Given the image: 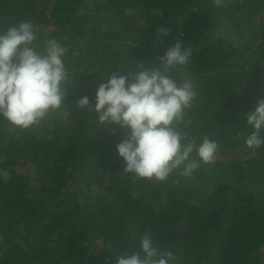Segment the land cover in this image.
<instances>
[{
  "label": "trees",
  "instance_id": "1",
  "mask_svg": "<svg viewBox=\"0 0 264 264\" xmlns=\"http://www.w3.org/2000/svg\"><path fill=\"white\" fill-rule=\"evenodd\" d=\"M125 14L133 33L119 41L103 23ZM22 21L41 49L61 44L69 83L37 125L0 118V264H116L145 233L175 264H264V145L244 144L264 99V0H0V30ZM177 42L191 55L170 74L196 93L178 130L216 141V158L191 177L137 179L116 151L128 130L76 101L91 106L113 72L158 67Z\"/></svg>",
  "mask_w": 264,
  "mask_h": 264
},
{
  "label": "clouds",
  "instance_id": "2",
  "mask_svg": "<svg viewBox=\"0 0 264 264\" xmlns=\"http://www.w3.org/2000/svg\"><path fill=\"white\" fill-rule=\"evenodd\" d=\"M158 35L166 36L167 30H158ZM36 39L30 21L0 30V118L21 130L61 109L69 83L61 44L50 39L41 49ZM190 55V49L177 42L159 57L158 67L127 75L113 72L98 80L91 106L87 96L76 101L78 108L94 111L100 125L107 122L128 130L116 151L124 161L123 172L137 179L163 182L177 170L180 176L191 177L201 164L215 161L216 141L204 138L197 144L178 130L196 93L191 79L178 82L170 72L186 66ZM245 118L250 132L244 144L259 150L264 145V99ZM0 176L6 178L7 173ZM116 264H175V257L154 247L145 233L139 251L118 256Z\"/></svg>",
  "mask_w": 264,
  "mask_h": 264
},
{
  "label": "rangeland",
  "instance_id": "3",
  "mask_svg": "<svg viewBox=\"0 0 264 264\" xmlns=\"http://www.w3.org/2000/svg\"><path fill=\"white\" fill-rule=\"evenodd\" d=\"M130 13H131V16L136 14L135 11L130 12ZM129 17H130L129 15L125 14L121 18L109 19L107 21L104 20L103 27L106 30L114 31V35L117 37L116 39H118L119 41H127V39H124L123 36H127L126 33H130V34L133 33L132 26H130L131 23L128 20ZM130 19H131V17H130ZM123 33H125V34H123ZM130 44L136 45L137 42H131ZM78 47L83 48V45L81 44ZM84 48H85V46H84Z\"/></svg>",
  "mask_w": 264,
  "mask_h": 264
}]
</instances>
